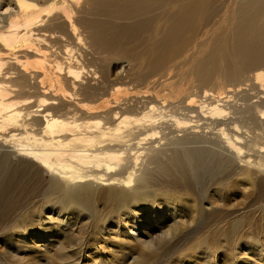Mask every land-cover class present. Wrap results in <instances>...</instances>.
I'll use <instances>...</instances> for the list:
<instances>
[{"label":"bare ground","instance_id":"bare-ground-1","mask_svg":"<svg viewBox=\"0 0 264 264\" xmlns=\"http://www.w3.org/2000/svg\"><path fill=\"white\" fill-rule=\"evenodd\" d=\"M75 227L264 264V0H0V264H80Z\"/></svg>","mask_w":264,"mask_h":264},{"label":"rangeland","instance_id":"rangeland-1","mask_svg":"<svg viewBox=\"0 0 264 264\" xmlns=\"http://www.w3.org/2000/svg\"><path fill=\"white\" fill-rule=\"evenodd\" d=\"M100 201V199H95V205L98 207V210L100 211V212H103V213H109V214H111V212H109V210H107L108 208H106V207H109L108 205L110 204L108 201H106V203L105 202H99ZM98 202H99V205H98ZM105 203V204H104ZM108 203V204H107ZM103 204V205H102ZM100 206V207H99ZM104 207L106 210H104V208H102V207ZM104 210V211H103ZM241 212V211H240ZM69 227L71 226V225H68ZM72 228H74V226L73 227H71V233H72ZM148 228L146 227V228H144V229H141V232H136V231H134V234H136V235H143V230H147ZM87 231V230H86ZM89 231H90V229H89ZM90 233V232H89ZM88 233V235L86 236V235H81L80 236V234L78 235V233H76V227H75V235L77 236V238L80 236V239H81V241H76V239H75V237H72L71 235H69L68 236V247H69V249L70 250H72L73 251V253H77V255L81 258V260H80V264H84L85 262H88V260H90L91 258L90 257H92V256H95V257H107V258H111V253L110 252H108V251H110V247L109 246H111L112 244H110V242H109V244L108 243H106V242H104L99 236H95V233L94 232H91L90 234ZM85 234H87V232L85 233ZM93 235V236H92ZM73 236H74V234H73ZM83 237V238H82ZM89 237H91L90 239H89ZM142 238H145V237H142ZM83 239V240H82ZM100 239H101V241H100ZM183 241H181L180 243H184L186 240V242L185 243H187L190 239H186V238H183L182 239ZM5 241H6V239H2V241L0 242V247L2 248V246H3V248H5V247H7V245H5ZM93 241V242H92ZM98 241V242H97ZM73 244H72V243ZM103 242V243H102ZM212 242V241H211ZM94 243H96V245L94 244ZM72 244V245H71ZM101 245V246H99V245ZM108 244V245H107ZM84 245V246H83ZM95 245V246H94ZM184 245V244H183ZM86 246V247H85ZM71 247V248H70ZM109 247V248H108ZM243 247H245V246H243ZM77 248V249H76ZM86 248V249H85ZM74 249V250H73ZM227 248H225L224 246H222V247H220V250H218V255L219 254H222V256L221 257H223V258H221L222 259V261H225V259H230V254H229V252L226 250ZM80 251V252H77V251ZM86 250V251H85ZM229 250V249H228ZM84 251H85V254H84ZM100 251V252H99ZM227 253H226V252ZM106 252V253H105ZM175 252V255L173 254ZM81 253V254H80ZM91 253V254H90ZM102 253V254H101ZM104 253V254H103ZM170 254H169V258L170 257H172L173 255V257H175V256H177V253H179L178 251L176 252V249H174L173 251H170L169 252ZM224 253H226L225 255H224ZM107 254V255H106ZM231 254H232V252H231ZM226 255H228V256H226ZM89 256V258H87ZM109 256V257H108ZM178 257V256H177ZM226 257V258H225ZM231 258H233V256H231ZM118 259V258H117ZM224 259V260H223ZM84 260H85V262H84ZM165 260V259H164ZM160 261V263L159 264H168V263H170V264H186V262H182V261H179V259H177L176 257H175V261L174 262H172L171 263V261L170 260H168L167 262H165V261ZM177 260V261H176ZM188 260H190V259H188ZM192 260V259H191ZM232 260V259H231ZM179 262H181V263H179ZM189 264H194V263H189Z\"/></svg>","mask_w":264,"mask_h":264}]
</instances>
